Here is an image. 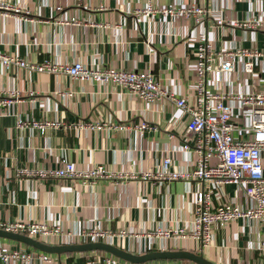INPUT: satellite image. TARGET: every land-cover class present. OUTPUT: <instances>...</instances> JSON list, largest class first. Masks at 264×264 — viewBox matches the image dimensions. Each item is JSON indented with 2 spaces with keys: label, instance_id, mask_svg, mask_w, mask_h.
Wrapping results in <instances>:
<instances>
[{
  "label": "crops",
  "instance_id": "0c3cea01",
  "mask_svg": "<svg viewBox=\"0 0 264 264\" xmlns=\"http://www.w3.org/2000/svg\"><path fill=\"white\" fill-rule=\"evenodd\" d=\"M6 1L21 11L0 13V50L20 56L27 66L44 61H80L88 68L151 71L167 91L189 103L195 101L194 47L199 34H206L214 64L220 63L222 51L264 49V30L232 23L264 17V0H150L157 6L194 4L217 10L200 24L159 14L151 18L135 15L132 10L144 6L147 0ZM218 18L224 20L221 26L216 23ZM250 59L253 70L247 73L243 64ZM232 61L234 69L224 75L221 88L232 93L264 92V56L234 55ZM10 91L18 94L12 106L6 109L0 105L1 220L48 222L59 224L65 231L91 225L123 229L138 236L118 238L113 245L134 254L185 249L201 253L214 264H264V254L258 250L264 239V221L248 223L239 218L224 227L213 226L210 242L203 247L191 239L153 240L145 235L192 219L195 193L200 188L195 181L138 178L116 185L100 179L84 184L74 178L18 175L24 167L56 168L64 160L81 170L105 165L111 170L139 174L154 169L170 147L174 149V165L187 166L195 156L178 147L188 137V116L172 101L149 103L111 84L74 79L63 72L0 65V99L9 98ZM234 114L233 120L242 123L246 111L234 108ZM19 120L53 121L58 125L41 132L31 125L20 126ZM79 121L129 127L119 130L105 125L100 130H87L74 127ZM141 121L148 122L152 129H135ZM221 202L244 205L241 191L231 184L214 186L213 204ZM0 238L12 248L31 252L29 263L9 264H84L92 257L97 258L96 264H105L108 256L118 264H134L95 250L49 253L51 260L43 262L38 256L43 251ZM34 239L51 245L66 244L60 236L52 237L49 243L40 236ZM141 264L196 263L162 259Z\"/></svg>",
  "mask_w": 264,
  "mask_h": 264
},
{
  "label": "built area",
  "instance_id": "2783aa9c",
  "mask_svg": "<svg viewBox=\"0 0 264 264\" xmlns=\"http://www.w3.org/2000/svg\"><path fill=\"white\" fill-rule=\"evenodd\" d=\"M19 12L21 8L9 1L0 0V13L8 15L10 11ZM135 15L151 18L156 14L164 17L190 19L194 24L203 23L204 20L217 10H210L204 6L194 4H174L170 6L153 5L147 0L144 6L134 8ZM223 18L217 19V25L221 26ZM235 27L252 30H264V17L252 16L242 21L232 22ZM195 54V101L189 103L182 97L176 96L172 91H167L157 77L151 71L124 70L113 67L88 68L80 61L57 64L44 61L38 65L27 66L20 56L11 55L0 50V65L9 67L16 65L28 67L38 72H63L69 77L80 80H90L97 84H111L120 90H124L138 99L157 103L162 99L172 101L183 114L188 116L185 132L187 139L178 147L181 152L193 153L194 161L184 167L174 165L171 147L166 149L160 162L152 170H144L139 174L135 171L122 172L111 170L105 165H96L92 168L76 169L69 160H64L62 165L56 168H28L18 170V175H28L34 178L55 177L78 179L82 183L93 184L97 180L107 179L112 184H122L134 179L153 180H181L185 182H197L200 188L195 193L193 217L183 225L175 228H157L145 235L155 239H191L197 241L201 247L210 242L213 226L224 227L236 219H245L248 223L264 221V92H228L221 88L224 83V75L234 69L232 57L248 56L258 58L264 56V49L235 48L219 53L221 61L214 64L205 33L197 37ZM245 72L253 70V62L247 60L243 64ZM216 89H211L212 86ZM10 97L0 99V105L6 109L13 103V97H17L16 91H10ZM235 103V105L232 104ZM234 108L246 114L242 116V123H236ZM240 115V114H239ZM241 116V115H240ZM20 126L31 125L43 132L47 127L57 126V122L43 121L30 122L19 120ZM76 128L87 130L102 129L105 122L79 121L74 124ZM122 130L129 127L125 124L112 125ZM107 125V127H110ZM140 131L152 129L146 121L134 125ZM154 129V127H153ZM191 165V166H190ZM231 184L236 191H241L244 205L239 202H221L213 204V188L217 185ZM0 229L27 235L31 238L40 236L49 239L55 236L63 237L66 244L104 242L113 244L118 238L138 234L120 229L98 228L91 225L87 228L79 227L77 230H63L59 224L48 222L1 220ZM258 250L264 254V239L259 242ZM26 248H12L2 242L0 238V261L6 264L14 262L29 263L32 256ZM39 258L43 262H49V253L40 252ZM97 258L92 257L84 264H96ZM105 264H118L112 256L105 258Z\"/></svg>",
  "mask_w": 264,
  "mask_h": 264
},
{
  "label": "water",
  "instance_id": "95a60500",
  "mask_svg": "<svg viewBox=\"0 0 264 264\" xmlns=\"http://www.w3.org/2000/svg\"><path fill=\"white\" fill-rule=\"evenodd\" d=\"M0 237L20 241L40 251L56 255H60L61 253L66 252L95 250L107 252L115 257L134 264H141L148 261H156L162 259H183L192 261L196 264H214L211 261L205 259L201 253H196L194 251L185 249L155 250L144 252L141 254H134L123 248L104 242L51 245L31 238L27 235L6 231L4 229H0Z\"/></svg>",
  "mask_w": 264,
  "mask_h": 264
},
{
  "label": "trees",
  "instance_id": "16d2710c",
  "mask_svg": "<svg viewBox=\"0 0 264 264\" xmlns=\"http://www.w3.org/2000/svg\"><path fill=\"white\" fill-rule=\"evenodd\" d=\"M146 251H148V250H146Z\"/></svg>",
  "mask_w": 264,
  "mask_h": 264
}]
</instances>
